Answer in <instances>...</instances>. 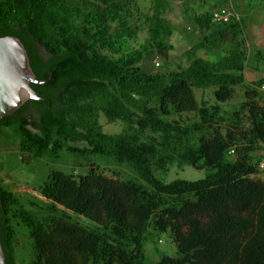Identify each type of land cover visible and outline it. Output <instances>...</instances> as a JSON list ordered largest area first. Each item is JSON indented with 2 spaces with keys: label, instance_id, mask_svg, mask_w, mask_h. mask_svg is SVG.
<instances>
[{
  "label": "trees",
  "instance_id": "16d2710c",
  "mask_svg": "<svg viewBox=\"0 0 264 264\" xmlns=\"http://www.w3.org/2000/svg\"><path fill=\"white\" fill-rule=\"evenodd\" d=\"M65 1L0 0V37L22 40L39 80L53 74L32 85L44 100L1 120L0 132L13 133L24 161H57L67 152L109 158L131 173L108 177L95 165L79 176L52 171L37 191L45 200H25L5 184L0 166L8 264H146V244L159 234L169 236L177 256L156 264H240L243 252L264 243V159L255 157L264 146V107L249 93L252 85L262 95L264 78H246L248 68L261 70L264 52L250 54L244 19L236 13L231 23L214 22L225 8L218 6L194 13L195 29L206 36L186 51L187 65L163 72L150 65L174 50L170 1L154 0L149 14L135 0H80L73 9ZM139 15L148 40L136 48L130 21ZM112 23L123 29L112 32ZM238 87L246 99L226 111L221 103ZM210 88L215 104L196 95ZM102 118L121 121L124 130L106 133ZM174 164L209 173L198 181L156 177ZM22 237L31 241L29 259L18 258Z\"/></svg>",
  "mask_w": 264,
  "mask_h": 264
},
{
  "label": "rangeland",
  "instance_id": "374dc122",
  "mask_svg": "<svg viewBox=\"0 0 264 264\" xmlns=\"http://www.w3.org/2000/svg\"><path fill=\"white\" fill-rule=\"evenodd\" d=\"M136 4L142 8L146 14L150 13V8L154 0H135ZM171 2L170 13H167V18L173 21L175 32L171 43L174 50L171 52L170 59L156 58L152 64L159 62L161 65L157 67L151 66L152 70H160L163 72L170 71L178 65H187L188 57L186 51L194 46L199 40L203 39L207 32L195 29L192 18L194 13L202 11H210V9L218 6L230 9L235 14L242 16L245 22V43L251 55L255 56L261 50L264 52V0H189L190 6L185 12V6L178 5V0H168ZM205 2V3H202ZM80 0H66L63 4L66 9H73L80 5ZM144 17L135 16L130 25L136 31L135 39L131 45L139 48L148 40V33L144 24ZM80 20L77 22L79 23ZM112 32L123 29L120 23H112ZM125 28V27H124ZM126 29V28H125ZM231 43L230 38L227 44ZM222 51H225L222 49ZM106 53V52H105ZM199 55L210 61L217 60V56H210L205 51H201ZM260 71H255L251 67L247 69L246 78L249 84L258 79L264 78V60L258 63ZM254 87L251 85L249 93L254 99H258L264 107V93L258 95L255 93ZM197 98L200 100L205 97L210 104L217 103L215 98V88H210L203 93V90L196 89ZM246 89L237 88L235 97L225 103H221L226 111L237 109L242 102L245 101ZM102 127L108 134L116 135L124 130V125L121 121L116 123H108L106 119H101ZM83 146V145H82ZM64 157L59 160L50 159H33L24 161L26 156L19 152L18 141L10 130L0 132V166L2 167V177L5 184L14 192L21 195L25 200L32 199L31 194L39 199L45 200L37 191L47 181L52 171H63L68 174L83 175L86 174L90 165H95L102 168L103 173L108 177L122 179L130 174L131 170L126 166L116 165L111 159L100 156H91L89 158L77 159L65 152ZM256 158L264 159V146L255 154ZM231 161L236 160L234 156L230 157ZM115 172L118 175H115ZM208 169H196L192 166L185 165L180 167L174 164L167 171L158 170L155 175L158 179L165 183H171L176 180L198 181L205 179L208 176ZM74 220L82 225L94 229L95 223L83 216L73 215ZM21 245L18 248L19 259H29L32 256V250L29 238L22 237ZM161 239V241H159ZM162 255L177 256L176 245L172 242L167 234H159L156 238L146 244V264H156L160 261ZM240 264H264V243L247 250L242 253Z\"/></svg>",
  "mask_w": 264,
  "mask_h": 264
},
{
  "label": "water",
  "instance_id": "95a60500",
  "mask_svg": "<svg viewBox=\"0 0 264 264\" xmlns=\"http://www.w3.org/2000/svg\"><path fill=\"white\" fill-rule=\"evenodd\" d=\"M39 80L31 66L25 44L15 36L0 37V121L10 117L29 101H43L33 84L44 85L51 81ZM0 264H8L1 241Z\"/></svg>",
  "mask_w": 264,
  "mask_h": 264
},
{
  "label": "built area",
  "instance_id": "2783aa9c",
  "mask_svg": "<svg viewBox=\"0 0 264 264\" xmlns=\"http://www.w3.org/2000/svg\"><path fill=\"white\" fill-rule=\"evenodd\" d=\"M233 15V12L228 8H220L213 13V20L217 23L228 24L232 22ZM262 90L264 91V85L262 86ZM260 167L264 170V161L260 163Z\"/></svg>",
  "mask_w": 264,
  "mask_h": 264
},
{
  "label": "crops",
  "instance_id": "0c3cea01",
  "mask_svg": "<svg viewBox=\"0 0 264 264\" xmlns=\"http://www.w3.org/2000/svg\"><path fill=\"white\" fill-rule=\"evenodd\" d=\"M187 2H189V0H178V5H183V6H185V4L187 3ZM172 8V7H171ZM171 11H172V9H170ZM170 10H169V13H170ZM172 21V20H171Z\"/></svg>",
  "mask_w": 264,
  "mask_h": 264
}]
</instances>
